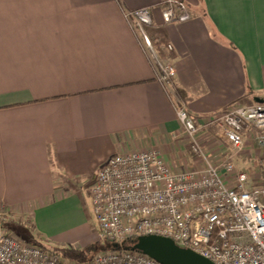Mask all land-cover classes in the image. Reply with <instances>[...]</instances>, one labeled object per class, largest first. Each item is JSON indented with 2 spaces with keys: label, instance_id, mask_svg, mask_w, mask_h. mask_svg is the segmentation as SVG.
Wrapping results in <instances>:
<instances>
[{
  "label": "crops",
  "instance_id": "obj_1",
  "mask_svg": "<svg viewBox=\"0 0 264 264\" xmlns=\"http://www.w3.org/2000/svg\"><path fill=\"white\" fill-rule=\"evenodd\" d=\"M162 1L0 0V203L33 216L40 236L36 211L79 215V187L117 154L156 149L176 171L197 163L176 97L197 121L264 103V0H185L191 20L172 24ZM142 7L153 8L149 33L177 70L172 90L123 16ZM248 140L258 150L253 132ZM250 152L240 166L255 162ZM50 240L40 239L76 244L61 233Z\"/></svg>",
  "mask_w": 264,
  "mask_h": 264
},
{
  "label": "built area",
  "instance_id": "obj_2",
  "mask_svg": "<svg viewBox=\"0 0 264 264\" xmlns=\"http://www.w3.org/2000/svg\"><path fill=\"white\" fill-rule=\"evenodd\" d=\"M161 4L165 24L192 18L185 0H163ZM123 16L151 61L156 79L167 91L172 90L177 70L149 33L153 8L125 9ZM162 48L167 54L174 50L171 43L162 44ZM176 99L181 136L197 163L173 170L156 149L111 157L90 188L104 235L113 244L159 235L215 264H264L261 182L255 184L249 172L238 170L233 155L221 164L214 162L200 140L208 131L204 129L216 128L241 152L247 133L253 132L258 148L264 151V103L234 105L197 121ZM247 127L254 130H245ZM260 162L264 165V155ZM9 217L0 203V264H161L144 253L114 248L98 252L89 262L77 263L15 235L4 226Z\"/></svg>",
  "mask_w": 264,
  "mask_h": 264
},
{
  "label": "rangeland",
  "instance_id": "obj_3",
  "mask_svg": "<svg viewBox=\"0 0 264 264\" xmlns=\"http://www.w3.org/2000/svg\"><path fill=\"white\" fill-rule=\"evenodd\" d=\"M256 102L257 100H254L253 102L245 103V105L253 104ZM200 140L205 146L206 150L211 154L214 162L221 164L227 161L230 155H233V162L236 168L248 169L247 171L251 174L253 182L255 184H259L261 182V185L258 188L260 190L264 188V165H262L260 162V159L264 154L258 147L257 148L259 151L255 149L252 143L249 144V140L246 141V146L241 152H238V150H234L232 148V146L227 142L223 132L220 130H208L207 132L202 133ZM254 142L256 144L255 139ZM227 148L229 149L227 150ZM246 149L249 152L248 154L251 153L250 151H255L256 154H254V158L256 160L254 163L250 162V165L248 166L244 164L243 167L240 166V162L238 163V160L235 159H238V156H240L241 153L245 152ZM188 153L190 155L189 151ZM194 166L195 165H193L192 167ZM178 167L183 168V165L180 163ZM93 180L95 181V179L93 178L92 180L90 179L89 181L83 183V185L79 187V194H77V197H75V199L71 201L76 202L77 205H81V211L79 215H56L51 209H42L36 211V222L38 225V229L42 230V232L44 233L42 235L44 236H40L39 232H37L34 219L32 218L33 216L31 215H10V217L4 222V226H6L10 231H12L15 235H17L24 241H28L29 237H34L38 240L47 238V241L51 242V237L58 236L59 233H61L62 236H70L71 238H73V240L76 241V244H70V246L74 245L73 247H79L78 243H84L83 247L81 248H85L87 246H95L99 250V252L108 250L109 248L106 247L108 245V240L101 229L98 218L91 203L90 188L94 183ZM59 226H68L66 228L68 231L60 232ZM54 244L49 243L47 245H49L50 247L59 246ZM66 245L65 247H67Z\"/></svg>",
  "mask_w": 264,
  "mask_h": 264
},
{
  "label": "water",
  "instance_id": "obj_4",
  "mask_svg": "<svg viewBox=\"0 0 264 264\" xmlns=\"http://www.w3.org/2000/svg\"><path fill=\"white\" fill-rule=\"evenodd\" d=\"M113 248L141 252L161 264H215L192 249L178 246L171 238L159 235L141 236L130 244H113Z\"/></svg>",
  "mask_w": 264,
  "mask_h": 264
},
{
  "label": "trees",
  "instance_id": "obj_5",
  "mask_svg": "<svg viewBox=\"0 0 264 264\" xmlns=\"http://www.w3.org/2000/svg\"><path fill=\"white\" fill-rule=\"evenodd\" d=\"M28 242L41 246L46 249L57 251L65 258L75 261L77 263L89 262L95 256V254L99 252V250L95 246H87L85 248H79V249L73 247H64V246L50 247L49 245L41 242L40 240L34 237H29ZM130 243L131 242L129 241V242H124L123 244H130ZM106 247H108L109 249H113V243L108 240V245Z\"/></svg>",
  "mask_w": 264,
  "mask_h": 264
}]
</instances>
